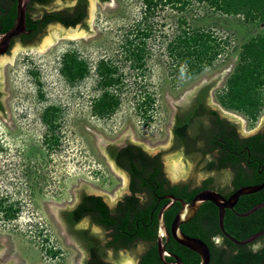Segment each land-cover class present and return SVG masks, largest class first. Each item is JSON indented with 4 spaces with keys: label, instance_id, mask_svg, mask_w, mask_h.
<instances>
[{
    "label": "rangeland",
    "instance_id": "obj_1",
    "mask_svg": "<svg viewBox=\"0 0 264 264\" xmlns=\"http://www.w3.org/2000/svg\"><path fill=\"white\" fill-rule=\"evenodd\" d=\"M240 1L246 6L226 12L222 0H89L88 25L75 27L78 36L49 24L34 46L15 42L12 53L0 56V264H66L67 250L45 203L64 204L78 177L114 188L115 177L94 157L80 120L117 135L129 117L140 136L159 142L170 115L166 78L176 92L235 53L225 80L212 90L213 99L242 117L245 131L261 125L264 1L259 10ZM186 32L209 35L205 59L216 52L194 74L175 56ZM47 37L53 38L51 45L42 49ZM253 40L263 42L258 65H247L255 70L245 67L232 90L229 80L247 63L243 51ZM101 101L108 104L99 113Z\"/></svg>",
    "mask_w": 264,
    "mask_h": 264
},
{
    "label": "trees",
    "instance_id": "obj_2",
    "mask_svg": "<svg viewBox=\"0 0 264 264\" xmlns=\"http://www.w3.org/2000/svg\"><path fill=\"white\" fill-rule=\"evenodd\" d=\"M246 1L254 4V10H259L258 7L261 6L262 2L261 0ZM35 2L51 6L53 0H35ZM222 2H225V5L222 6L221 4L219 6L226 12H229L235 6H246L240 0H222ZM2 3H6L7 7H5L9 11L8 13H0L1 33L8 31L13 26L17 14V0H3ZM87 4L88 0H79L75 7H66L59 10L46 9L43 13L26 12V30L30 33H22L20 35L21 42L23 44L34 43L43 35L47 26L52 23H61L66 27L82 23L86 14L83 13V9ZM189 34L188 32L185 33L180 52H176L175 56L178 57L181 66H186L188 73L194 74L201 71L205 67V62L214 57L216 52L211 58L205 59L202 54L210 49L208 44L209 35L204 32L195 33L193 36ZM262 41H264V38ZM262 41L253 40L245 45L243 54L247 63L239 67L240 69H237L239 70L238 73L230 78V89H235L238 86L237 83L241 82L239 79H241L242 72L247 65H258V57H261V51L263 50ZM205 49L206 51H204ZM175 50V48L172 49L173 52ZM246 68H250V73L255 70L251 67ZM110 83L112 81L108 84ZM211 87L212 83L202 86L188 103L180 106L176 111L172 129L174 136L173 148L179 149L186 146L188 156L193 158L194 156H201L202 161H205V170L231 166L236 171L237 153L264 156V132H258L246 138L240 137L236 122L223 117L218 109L209 105L208 97ZM247 90H250V88ZM1 97L2 93L0 91V107L2 108ZM107 104L104 101L99 102L96 110L102 113ZM109 104L113 105L114 103L109 102ZM236 106L240 107L241 105ZM106 150L111 158L115 160L117 166L124 168L130 174L132 193L124 195L115 207H111L104 201L102 196L83 192L79 203L73 209H63L60 212L68 233L88 253L87 264H113L108 255L111 249L114 251V258H118L120 250L128 249L139 258V264H165L159 258L156 245L150 248L147 247L148 249L144 253H140L139 250L142 240L153 241L157 234L156 219L152 224L155 226L153 231L146 228V225L150 222L148 218L149 207H146V204L142 205L141 193L146 191L149 197H153L156 193H160V188L169 185V181L165 177L162 153L151 155L141 145L129 141L120 146L110 144L106 147ZM207 153L213 155L217 153L218 161H216L217 159L207 161L205 159ZM236 174L239 178L238 171ZM211 181L212 177L207 178L204 184L207 186ZM237 181L235 180V183ZM179 188L181 191H178ZM187 189V185L181 182L175 187L173 186L171 191L177 194L180 192L187 194L189 192L186 191ZM199 189L194 190L193 193ZM262 200L264 201V193L251 200V206ZM258 213L264 215V209H260ZM86 217L90 218L91 224L101 227L104 233L96 234L91 228L77 227ZM261 229H264V222L256 229L243 232L239 238H246ZM192 235H197V233H192ZM230 245L232 250L237 247L233 243H230ZM243 248L245 249L231 254L227 248H215L213 246L210 264H264V248L256 252L248 246ZM182 254L185 264H198L200 262V256L188 248Z\"/></svg>",
    "mask_w": 264,
    "mask_h": 264
},
{
    "label": "water",
    "instance_id": "obj_3",
    "mask_svg": "<svg viewBox=\"0 0 264 264\" xmlns=\"http://www.w3.org/2000/svg\"><path fill=\"white\" fill-rule=\"evenodd\" d=\"M17 14L13 26L6 32L0 34V54L5 53L14 37L27 33L26 30V10L27 0H17ZM62 29V25L60 24ZM80 27L78 26V29ZM65 30H74L75 28H63ZM237 54L230 58L228 62L219 65L216 69L208 70L204 74L194 79L189 84H183V86L176 92L170 89L169 81L166 78L164 83V101L168 108L170 115L169 121L165 125L166 135L163 140L157 142L145 137L140 136L137 129L135 128L132 120L128 117L127 122L117 135H109L103 129L97 128L89 123L80 120V129L84 139L88 142L89 147L94 157L105 163L111 174L115 177L116 184L111 190H107L97 186L91 181L84 177L75 178L71 182V188L68 190L67 201L64 204L57 205L54 201L48 200L45 203L44 209L50 216L56 235L60 238L62 243L67 250L65 259L66 264H80L84 260L88 259V253L84 248L73 238L67 231L65 223L63 222L60 212L63 209H73L80 201L81 194L86 192L88 194H94L102 196L111 207H113L118 200L123 198L124 195L129 192L130 175L128 172L114 163L107 153L106 147L108 144L123 145L126 142H133L141 145L151 155L162 153L163 167L166 175L174 181H187L195 179L200 182L208 174L204 169L205 161H202L201 156H194V158L187 155V149L180 147L174 149V136H173V125L175 119V113L180 106L188 103L191 98L198 92V90L209 83H212V87L208 97V103L212 108L218 109L221 115L233 122H236L240 133L244 135H251L259 131L264 127V120L261 125L253 130L245 131L244 125L245 120L237 114L228 112L220 107V105L213 99L212 90L219 87L226 78V75L230 68L233 66ZM264 188V183L260 185L244 186L238 189L232 194L229 199L224 198L218 192L207 189L199 192L190 202L182 200L183 207L176 214L173 223L172 230L175 239L182 245L196 252L200 256V262L198 264H209L211 260V251L208 244L201 238L193 237L185 234L181 229L180 225L190 220L200 208V206L206 201L214 202L221 211L225 206H233L242 194L254 193ZM165 207L159 212V220L161 228L168 235V231L164 227V213ZM223 214L221 215V222L223 221ZM77 227L79 228H91L96 234H103L102 228L96 224H91L90 218L86 217L83 219ZM254 237H250L244 241L234 240L240 244H246L253 240ZM109 260L113 264H122L125 261L130 260L133 264H138L137 256L131 250L119 251L118 258H114L113 253L109 251ZM159 254L162 259H165V246L160 241ZM176 261L173 264H183L180 257L173 255Z\"/></svg>",
    "mask_w": 264,
    "mask_h": 264
},
{
    "label": "flooded vegetation",
    "instance_id": "obj_4",
    "mask_svg": "<svg viewBox=\"0 0 264 264\" xmlns=\"http://www.w3.org/2000/svg\"><path fill=\"white\" fill-rule=\"evenodd\" d=\"M2 1L3 0H0V5L2 6L0 8V13H8L9 10L6 9L7 5L6 3H2ZM55 1L57 0H53L51 6H49V5H43L42 3L39 2H35V0H27L26 12L43 13V11H45L46 9L59 10L66 7H75L79 0H59L60 6H56ZM88 5H89V0L87 6H85L83 9V13H86L84 15L85 18L83 19L82 23H79L84 25V27L88 25L87 24L89 18ZM1 28L2 26L0 24V29ZM28 33H30V31H28L27 34ZM21 41L22 38L20 35L14 37L11 41L8 50L5 53L0 54V56L12 53V47L15 42H19L22 46L25 47H29L34 44L33 42L28 44H23ZM0 91L2 93L1 85H0ZM258 132H264V127L254 134H257ZM238 133L240 134V137L243 138L254 135V134L244 135L243 133H240L239 130ZM108 146H110V144H108ZM184 148L186 149V146H184ZM106 153L108 157L112 161H114V163H116L115 160H113L111 156L108 154L107 150ZM217 155H218L217 153L214 155L207 153L205 155V159H207V161H210L212 159H217L216 161H218L219 158H217ZM236 157H238L237 158L238 164L236 171L231 166L222 167L220 169L214 168L212 170H206V173L208 175L204 177V179L200 182H197L195 179L192 178L187 181H174L173 179L168 177L165 173V177L168 179L169 185L163 186L162 189L159 187L161 190L160 193H156L155 196L149 197V194L146 191L142 192L140 196L141 203L143 206L146 204L145 206L149 207L148 218L150 222L149 224L146 225L147 226L146 228H148L147 230L153 231L155 226H153L152 224L156 219L157 234L155 240L153 241H149V240L141 241V248L139 249L140 253L141 252L144 253L147 251L148 248L156 245L159 258L165 264H173L176 261V258L173 255L180 257L183 261V264H185L182 257L183 255L182 252L185 251L187 247L180 244L175 239L172 230L173 220L176 214L183 207L182 200L185 202H190L199 192H202L203 190H207V189L214 190L218 192L220 195H222L224 198L229 199V197L241 187L260 185L264 183V156L258 154L257 156H253L251 153H248L246 155H242V153H237ZM237 171L240 174L239 178L237 177L236 174ZM210 177H212V181L209 185L206 186L204 182L206 181L207 178ZM235 180L238 181L235 183ZM181 182L184 183V185H187L188 189L186 191H189L187 194H183L182 192L177 194L171 191L173 186L175 187L177 184H180ZM131 183L132 180L130 178L128 194L132 193L130 188ZM196 189L199 190L193 193V191ZM178 191H181L180 188L178 189ZM261 193H264V188L254 193L242 194L239 196L238 200L233 204V206H229V205L225 206L223 211H221L220 208L214 202L208 200L200 206L196 214L190 220L180 225V229L187 235L198 237L201 238L203 241H205L210 247L211 259H212L213 246L215 248L216 247L217 248L224 247L225 249L227 248L231 254H235L238 253L239 251H242V249H245L243 248L244 246L246 247L248 246L251 250L256 252L257 250L264 248V229L255 231L246 238L241 239L239 238V236H241V234L245 231L256 229L261 223L264 222L263 213H258L260 209H264V201L262 200L260 202L254 203L251 206L252 203L251 200H254ZM120 200H118V202ZM116 204L113 207H115ZM163 207H165L163 213L164 227L168 231V235L161 228L160 220H159V212ZM222 214H223V218H222L223 221L221 222ZM195 232L197 233V235H192V233ZM250 237H254V238L252 241L246 244H240L234 241V240L244 241L249 239ZM160 241H162V243L165 246V257H164L165 259H162L159 254ZM229 242L237 245V247H235L234 250H232V246L230 245ZM209 243H211L212 246L209 245ZM122 250H128V249H122ZM109 251H111L114 254V251L112 249ZM137 259L139 264L140 260L138 257Z\"/></svg>",
    "mask_w": 264,
    "mask_h": 264
},
{
    "label": "bare ground",
    "instance_id": "obj_5",
    "mask_svg": "<svg viewBox=\"0 0 264 264\" xmlns=\"http://www.w3.org/2000/svg\"><path fill=\"white\" fill-rule=\"evenodd\" d=\"M78 29H74V30H71V31H69V35H70V37H74V36H78L81 32H79V31H77ZM52 40H53V38H51V37H47L46 39H45V42H44V44L41 46L42 47V49H44V48H46L49 44L51 45V42H52Z\"/></svg>",
    "mask_w": 264,
    "mask_h": 264
},
{
    "label": "clouds",
    "instance_id": "obj_6",
    "mask_svg": "<svg viewBox=\"0 0 264 264\" xmlns=\"http://www.w3.org/2000/svg\"><path fill=\"white\" fill-rule=\"evenodd\" d=\"M98 1V3H102V2H109L110 0H106V1H102V0H97ZM52 24H54V23H52ZM59 25H60V23H58ZM62 25V24H61ZM81 24H76L75 26H69V27H66V26H64V25H62L64 28H66V29H68V28H70V27H72V28H75L76 26H80ZM75 29H77V28H75ZM20 44V43H19ZM20 46L21 47H25V46H22L21 44H20ZM31 46H34V45H31ZM31 46H29V47H31Z\"/></svg>",
    "mask_w": 264,
    "mask_h": 264
}]
</instances>
